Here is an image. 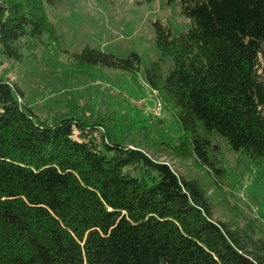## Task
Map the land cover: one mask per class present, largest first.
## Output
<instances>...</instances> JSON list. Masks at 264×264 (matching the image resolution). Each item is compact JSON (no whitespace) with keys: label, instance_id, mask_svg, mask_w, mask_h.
Listing matches in <instances>:
<instances>
[{"label":"trees","instance_id":"obj_1","mask_svg":"<svg viewBox=\"0 0 264 264\" xmlns=\"http://www.w3.org/2000/svg\"><path fill=\"white\" fill-rule=\"evenodd\" d=\"M64 1L0 0V58L20 60L24 39L62 46L43 2ZM171 2L187 27L154 23L148 67L89 46L74 60L143 72L181 134L170 149L208 172L225 143L264 165V0ZM23 96L0 76V264H264L263 238L215 221L198 180L127 146L111 119L71 108L49 123Z\"/></svg>","mask_w":264,"mask_h":264},{"label":"rangeland","instance_id":"obj_2","mask_svg":"<svg viewBox=\"0 0 264 264\" xmlns=\"http://www.w3.org/2000/svg\"><path fill=\"white\" fill-rule=\"evenodd\" d=\"M44 11L61 38L62 46L49 41L24 39L20 60L0 58V76L23 91L22 105L49 123L71 110L95 120L111 119L113 132L130 148L140 147L157 161L167 163L180 176L196 179L204 187L215 221L247 229L264 239V165L220 144L210 150L212 166L201 164L187 150L170 149L181 136L172 112L163 105L164 118H151L150 105L139 104L156 94L143 72L81 67L74 54L89 46L126 58L138 53L148 67L160 57L154 23L171 25L178 33L187 27L180 6L171 0H65ZM170 62L163 65L168 71ZM152 105V104H151ZM105 130L107 131L108 124ZM165 143L164 145H161ZM216 143V142H215ZM169 145V146H167Z\"/></svg>","mask_w":264,"mask_h":264},{"label":"built area","instance_id":"obj_3","mask_svg":"<svg viewBox=\"0 0 264 264\" xmlns=\"http://www.w3.org/2000/svg\"><path fill=\"white\" fill-rule=\"evenodd\" d=\"M155 93V92H154ZM139 104L150 105V112H151V118L153 119H160L164 117V111H163V104L162 102L157 98V96L153 95V97L149 98H143ZM152 104V105H151Z\"/></svg>","mask_w":264,"mask_h":264}]
</instances>
